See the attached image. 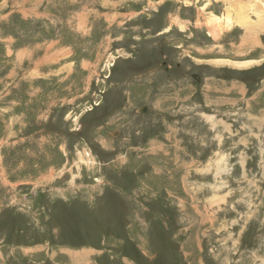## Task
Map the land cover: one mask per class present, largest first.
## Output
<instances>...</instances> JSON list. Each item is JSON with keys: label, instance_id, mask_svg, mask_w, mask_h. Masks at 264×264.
Masks as SVG:
<instances>
[{"label": "rangeland", "instance_id": "1", "mask_svg": "<svg viewBox=\"0 0 264 264\" xmlns=\"http://www.w3.org/2000/svg\"><path fill=\"white\" fill-rule=\"evenodd\" d=\"M238 1L0 0V264H264Z\"/></svg>", "mask_w": 264, "mask_h": 264}, {"label": "bare ground", "instance_id": "2", "mask_svg": "<svg viewBox=\"0 0 264 264\" xmlns=\"http://www.w3.org/2000/svg\"><path fill=\"white\" fill-rule=\"evenodd\" d=\"M252 11V12H258V20L256 22V26H261V20H263L264 16V4H261L259 0H254L252 3L249 1L247 3L240 4L239 1L236 3V13L234 16H230L229 13H226V15L223 17L225 26H233L236 24L239 27H247L249 23L251 22L250 18L245 15L246 11ZM213 18H211L208 22H212ZM207 24V23H206ZM212 37H216L217 33H219V30L217 29L210 31Z\"/></svg>", "mask_w": 264, "mask_h": 264}]
</instances>
